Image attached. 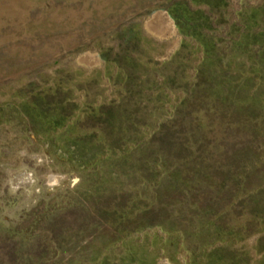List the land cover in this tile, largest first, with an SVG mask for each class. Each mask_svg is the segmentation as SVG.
I'll return each instance as SVG.
<instances>
[{"label":"trees","instance_id":"16d2710c","mask_svg":"<svg viewBox=\"0 0 264 264\" xmlns=\"http://www.w3.org/2000/svg\"><path fill=\"white\" fill-rule=\"evenodd\" d=\"M229 4L172 0L167 9L187 51L156 61L143 79L129 54L138 24L123 32L125 57L103 54L127 65L115 79L123 103L78 116L79 103L59 81L0 103V127L61 143L87 172L84 188L38 204L16 225L0 223V264H155V241L212 252L264 229V0L230 24L214 20ZM163 98L161 116L150 120L141 101ZM144 237H152L145 259L137 248ZM86 247L89 258L78 251Z\"/></svg>","mask_w":264,"mask_h":264},{"label":"rangeland","instance_id":"374dc122","mask_svg":"<svg viewBox=\"0 0 264 264\" xmlns=\"http://www.w3.org/2000/svg\"><path fill=\"white\" fill-rule=\"evenodd\" d=\"M223 14L212 12L214 20L225 18L228 23L237 20L238 13L246 6L258 5L262 0H228ZM172 0H0V103L16 99L22 88L44 87L59 81L72 91L79 103L77 115L91 105L117 99L124 102L115 82L118 72L125 75L127 65L120 68L107 61L103 54L114 58L119 52L125 57L127 43L120 35L129 33L138 24L140 35L131 39L133 55L140 67L133 71L146 77L145 68L156 61L171 58L181 48L182 35L167 6ZM194 8L208 9L207 5L194 3ZM162 13L172 20L173 35L164 33L167 25ZM149 23L163 26L162 32L147 28ZM228 23L215 33L223 35ZM216 24V21H215ZM166 28V29H165ZM162 30V29H160ZM135 41V42H134ZM137 47H134V44ZM123 45V46H122ZM113 48L109 52V49ZM182 52L187 50L181 48ZM195 62V54L193 57ZM177 60L180 58L177 57ZM170 71L177 67L171 64ZM140 83L137 80V83ZM137 85L136 88H139ZM158 92V90H156ZM176 92V91H175ZM177 93V92H176ZM148 101L150 120L157 119L163 111L164 100L169 104L177 94ZM58 143L55 146L39 137L34 130L26 131L2 124L0 127V223L16 225L38 204L51 200L58 194L86 186V171ZM261 231L223 242V248L206 251L200 246L190 249L177 248L173 243L155 241L158 248L155 264H264V243ZM152 238V237H150ZM150 238H140L138 254L144 251ZM189 241V240H188ZM191 244V243H190ZM82 245H87L83 242ZM83 249V250H82ZM91 247L81 248L82 256H91ZM119 251L116 252L118 255ZM103 256L100 255L99 258ZM150 258V257H149ZM147 264L152 259H145ZM88 261V260H87ZM151 261V262H150Z\"/></svg>","mask_w":264,"mask_h":264},{"label":"crops","instance_id":"0c3cea01","mask_svg":"<svg viewBox=\"0 0 264 264\" xmlns=\"http://www.w3.org/2000/svg\"><path fill=\"white\" fill-rule=\"evenodd\" d=\"M162 16H163V18H164V20H165V23H166V25H167V29L168 30H165L164 31V33H166V34H169L170 36L171 35H173V33H174V30H173V28L171 27L173 24H172V20L170 19V17L168 16V14L167 13H162L161 14ZM167 17H169V19L170 20H168L167 19ZM171 25V26H170ZM147 28L149 29V30H151V31H153V32H162L163 31V26L161 27L159 24H154V23H149L148 25H147ZM160 29H162V30H160ZM166 29V28H165Z\"/></svg>","mask_w":264,"mask_h":264},{"label":"bare ground","instance_id":"6f19581e","mask_svg":"<svg viewBox=\"0 0 264 264\" xmlns=\"http://www.w3.org/2000/svg\"><path fill=\"white\" fill-rule=\"evenodd\" d=\"M167 19L170 20L169 17H167Z\"/></svg>","mask_w":264,"mask_h":264}]
</instances>
